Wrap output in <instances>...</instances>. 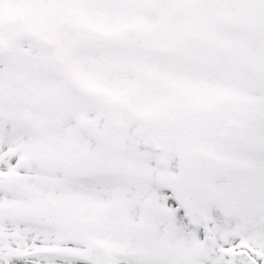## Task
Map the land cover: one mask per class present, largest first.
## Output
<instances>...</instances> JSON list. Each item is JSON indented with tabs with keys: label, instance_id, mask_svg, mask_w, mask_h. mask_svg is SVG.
<instances>
[{
	"label": "snow or ice",
	"instance_id": "obj_1",
	"mask_svg": "<svg viewBox=\"0 0 264 264\" xmlns=\"http://www.w3.org/2000/svg\"><path fill=\"white\" fill-rule=\"evenodd\" d=\"M0 264H264V0H0Z\"/></svg>",
	"mask_w": 264,
	"mask_h": 264
}]
</instances>
